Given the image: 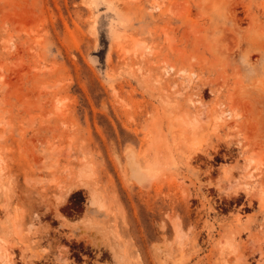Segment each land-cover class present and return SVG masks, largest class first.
Instances as JSON below:
<instances>
[{
	"label": "rangeland",
	"instance_id": "obj_1",
	"mask_svg": "<svg viewBox=\"0 0 264 264\" xmlns=\"http://www.w3.org/2000/svg\"><path fill=\"white\" fill-rule=\"evenodd\" d=\"M0 264H264V0H0Z\"/></svg>",
	"mask_w": 264,
	"mask_h": 264
},
{
	"label": "bare ground",
	"instance_id": "obj_2",
	"mask_svg": "<svg viewBox=\"0 0 264 264\" xmlns=\"http://www.w3.org/2000/svg\"><path fill=\"white\" fill-rule=\"evenodd\" d=\"M94 201H95V199H94V200H92V204H95V202H94Z\"/></svg>",
	"mask_w": 264,
	"mask_h": 264
},
{
	"label": "flooded vegetation",
	"instance_id": "obj_3",
	"mask_svg": "<svg viewBox=\"0 0 264 264\" xmlns=\"http://www.w3.org/2000/svg\"><path fill=\"white\" fill-rule=\"evenodd\" d=\"M83 257H85V256H83ZM90 260H93V258L91 257Z\"/></svg>",
	"mask_w": 264,
	"mask_h": 264
}]
</instances>
